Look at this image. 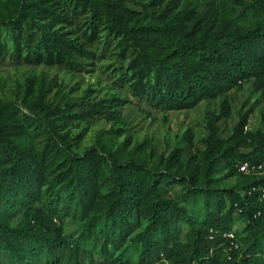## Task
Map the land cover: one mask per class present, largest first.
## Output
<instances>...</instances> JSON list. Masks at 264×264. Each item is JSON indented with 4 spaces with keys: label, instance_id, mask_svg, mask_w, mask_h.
<instances>
[{
    "label": "trees",
    "instance_id": "16d2710c",
    "mask_svg": "<svg viewBox=\"0 0 264 264\" xmlns=\"http://www.w3.org/2000/svg\"><path fill=\"white\" fill-rule=\"evenodd\" d=\"M70 1L78 10L88 0ZM126 1L92 0V11L94 16L103 14L110 29L121 36L123 54L133 49L129 81L151 106L192 108L252 77H264V20L239 28L229 21L217 23L214 17L205 16L193 19L180 30L178 23L192 12L186 8L175 15L174 30H167L122 21L109 7L128 11ZM231 1L264 13V0ZM3 24L12 29L17 51L23 33L31 50L33 28L28 22L24 31L16 19ZM34 25L40 31V46L49 63L86 54L81 45L58 30L51 31L47 23ZM153 45L169 50L164 52ZM26 57L31 62L43 59L34 47ZM47 94L43 90L29 99L26 93L22 101L37 116L47 118L63 112L60 106L52 107L47 102ZM22 110L14 102L0 106V254H6L10 264H86L83 255L93 260L87 246L98 234L102 237L104 264H159L163 260L171 264H264V175L246 174L239 169L244 163L250 167L264 165V131L245 133L250 111L240 116L226 140L219 135V121L228 115L227 104H222L220 114L208 113L206 158L223 149L228 176L238 173L243 182L239 187L220 189L212 187L210 178L198 184L195 170L182 175L188 195L203 202L204 212L199 219L176 199L164 195L172 179L168 172L151 171L142 161L124 160L123 146L96 154L97 158L92 153L78 156L68 143L57 142L56 126L49 118L40 149L18 142L27 135L20 122ZM248 138L255 146L242 151ZM207 167L211 171L214 164L208 161ZM70 214L85 220L77 238L64 229L63 218ZM17 215L21 218L14 222ZM241 217L249 223L242 240L234 227ZM230 231L235 234L233 240L224 235ZM128 239L140 245L136 263L122 254H112ZM232 242L238 244L237 249L229 250Z\"/></svg>",
    "mask_w": 264,
    "mask_h": 264
},
{
    "label": "rangeland",
    "instance_id": "374dc122",
    "mask_svg": "<svg viewBox=\"0 0 264 264\" xmlns=\"http://www.w3.org/2000/svg\"><path fill=\"white\" fill-rule=\"evenodd\" d=\"M129 10L109 7L122 21L133 25L153 24L174 30L175 15L188 8L192 12L180 21V30L186 29L195 18L212 16L217 23L224 20L239 28H248L264 20V13L254 11L248 5L236 4L231 0H127ZM92 0L84 7L74 10L70 0H0V106L14 102L23 110L20 122L26 136L17 139L31 148L40 149L45 141L47 119L55 124V137L59 143H68L78 156L86 153L104 154L124 147V160L142 161L154 172H168L171 183L165 187L164 195L176 199L189 214L201 219L204 209L202 200L188 195L186 182L192 170L198 173V184L211 179L212 187L231 189L243 182L240 174L228 176L223 158V149L206 158L209 129L208 113L220 114L222 104H227L228 115L219 121L222 139L231 137L233 127L240 116L250 111L245 133L256 134L264 131V77L250 78L213 99L203 100L187 109L155 108L138 95L129 81L133 69L131 60L135 53L129 48L121 52V36L112 31L103 14L93 15ZM23 14L20 15V11ZM31 14L34 19L31 20ZM16 19L24 31L25 23L33 28L31 44L41 51L43 59L31 62V50L27 46L25 33L20 37L19 51L12 38V29L3 24ZM179 20V19H177ZM34 22H45L51 31L59 33L81 45L86 54H76L66 61L49 63L40 46L41 34ZM153 48L168 51L163 47ZM47 90L46 100L52 107L60 106L63 112L47 118L37 116L23 103L24 95L29 99ZM106 146V150L103 149ZM255 142L247 139L241 150L248 151ZM174 150L177 152L172 155ZM91 154V155H92ZM97 158V157H96ZM214 167L209 171L207 162ZM107 169L106 165H103ZM264 175V171L254 173ZM250 181V180H249ZM56 187V192L59 190ZM72 213V211H70ZM20 215L14 222L20 220ZM66 234L77 238L85 227V220L73 214L64 216ZM246 218L235 223L237 237L247 235ZM185 230L187 228L185 227ZM184 239V237H183ZM87 248L93 253L86 264H104L105 256L100 253L102 237L98 234L89 241ZM241 244H244L241 241ZM113 250L112 245H108ZM140 245L130 239L114 257L138 261ZM0 264H10L6 254H0ZM159 264H171L163 260Z\"/></svg>",
    "mask_w": 264,
    "mask_h": 264
},
{
    "label": "built area",
    "instance_id": "2783aa9c",
    "mask_svg": "<svg viewBox=\"0 0 264 264\" xmlns=\"http://www.w3.org/2000/svg\"><path fill=\"white\" fill-rule=\"evenodd\" d=\"M240 171L241 172H244L246 174H252V173H256V172H263L264 171V165H259L258 167H250L248 163H244L242 164L240 167H239ZM262 197L264 198V192H263V195ZM227 238H230V239H235V234L234 232L230 231L228 233H225L224 234ZM238 248V244L236 242H232L229 250H232V249H237Z\"/></svg>",
    "mask_w": 264,
    "mask_h": 264
}]
</instances>
